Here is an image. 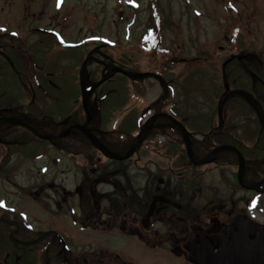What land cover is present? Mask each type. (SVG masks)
Here are the masks:
<instances>
[{
	"label": "flooded vegetation",
	"instance_id": "1",
	"mask_svg": "<svg viewBox=\"0 0 264 264\" xmlns=\"http://www.w3.org/2000/svg\"><path fill=\"white\" fill-rule=\"evenodd\" d=\"M14 2L8 9L0 5V85L10 88L9 100L3 99L0 104V264H195L196 259L206 260L223 251L228 254L242 249L240 245L264 243V219H260L258 213L264 210L261 200L264 184L257 190L245 191L254 196L244 201L242 198L232 201L233 196L220 191L229 207H217L210 206L208 195H205L208 185L197 187V181L186 179L190 185L186 188L180 182L178 150L172 141L176 146L178 143L173 138L168 140L164 132L170 130L179 135L174 129L159 127L161 119H152L164 110L174 119L178 114V101L172 96L173 84L163 78L178 65V58L172 52L160 66L163 73L156 74L152 69L133 73L135 70L128 65L131 77L121 75L129 82L127 91L141 84L137 80L142 79L136 78V74L148 73L152 80H158L157 77L164 80L160 94L165 85L171 95L163 98L159 94L149 100L139 96L126 98L125 115L134 108L142 113L139 127L131 133L120 136L117 128L104 130L100 127V118L97 120L95 114L99 105H104L107 93L98 97L97 91L112 82L114 76L110 72L120 74L106 64L97 73L98 79L89 83L85 67L92 51L84 54L83 45L72 50L78 55L72 62L78 65L75 72L77 95L71 99L70 115L63 116L66 114L59 110L58 114L38 117L32 107L40 98L56 104L68 99L65 72L59 68L57 75L53 74L50 63L51 51L66 50L58 42L62 24L55 25L63 22V18L56 20L57 17L51 16L44 6H40V10V7H32L33 0H17L15 6ZM11 15L18 25L9 30L3 23L10 20ZM229 60L246 61L248 66H255L264 73V47L258 53L231 55L223 66ZM83 65V83L79 85L78 74ZM253 77L259 89L264 90L261 79L264 75ZM55 78L64 95L50 96L48 88L54 89ZM102 79L101 85L90 91ZM223 82L225 95L231 92L233 99L237 96L248 102L245 89L232 90L226 76ZM147 86L150 85H144L146 91ZM81 90L89 117L83 113ZM15 98L16 103L13 102ZM136 103H143L142 108ZM224 113L226 120L227 114L231 118L234 115L233 112ZM261 118V127H252L253 122H247L234 131L222 123L220 142L208 147L229 149L218 154L213 164H221L223 170L228 165L235 167L233 184L236 187L240 188L237 169L241 161L244 164L243 183L256 184L264 180V118ZM144 124L143 138L133 154L118 159L130 150ZM126 125L129 127L131 121ZM67 126L81 129L67 134ZM159 134L164 137L158 138ZM192 138L191 134V143ZM163 146H169L171 151L175 148L176 153L168 155ZM50 152H58L61 157L51 159ZM66 153L87 157L89 170L85 178L71 171H54L65 160ZM196 157L201 156L196 154ZM52 165L54 169H50ZM151 167H164L166 171H152ZM209 173L208 169H202L196 180L209 183ZM180 189H185L183 193L191 194L193 199L186 197L181 201ZM242 203L245 206L242 207ZM260 204L263 205L261 209ZM86 231H91L94 251L85 254L79 251L69 261L60 259L59 254L65 257L67 242L80 244L87 240L84 239Z\"/></svg>",
	"mask_w": 264,
	"mask_h": 264
},
{
	"label": "rangeland",
	"instance_id": "2",
	"mask_svg": "<svg viewBox=\"0 0 264 264\" xmlns=\"http://www.w3.org/2000/svg\"><path fill=\"white\" fill-rule=\"evenodd\" d=\"M14 1L0 0V5L8 9ZM31 6L34 8L44 6L51 16L57 17L56 20L63 18V22L55 24H62L60 26L62 35L58 42L85 43L86 45L82 46L84 54L86 51H92L85 67L89 73L87 78L89 83L98 79L97 73L106 64L126 72H129L127 66L130 65L135 70L133 73L146 68L163 73L158 66L172 52L176 59L178 58L179 64L172 73L168 72L163 78L173 84L172 96L177 97L178 101L177 117L194 137L191 146L195 150V155H204L210 150L208 148L210 144L216 145L220 142L222 125H218V109L222 113L226 111L234 113L232 118L227 114L228 120L222 117V123L231 131L244 126L247 122H253L252 127L262 126L264 90L259 89L253 75H264V73L255 66H248L246 61L229 60L225 66L223 62L231 55L258 53L264 47V0H45L44 3L41 0H33ZM3 24H6V29L9 30L18 25L12 15L10 20ZM64 57L65 60L61 61ZM77 57L78 55L73 51L59 50L56 53L51 51V71L57 75L59 68L64 70L67 79L65 89L68 88L65 94L68 99L66 102L56 104L53 100L50 103L40 98L32 107L35 116H52L58 114L59 110L66 114L63 116L70 115L73 104L71 99L77 95L75 72L78 64L75 65L72 59ZM193 59L197 61L193 62ZM61 63L65 64V67ZM236 64H239V67H234ZM110 75L114 76L112 82L102 85L97 91L98 97L107 93V98L104 99V105H99L100 109L96 110L95 117L100 118L102 129L117 128L118 134L124 136L139 127V124L133 125L132 122L142 117V113L135 108L125 115L126 98L139 96L149 100L160 94L161 81L164 80L150 78L137 80L141 81V84L127 91L129 82H126L121 74L115 75L110 72ZM223 76H226L227 82L232 85V90L243 88L248 92V102L237 96L233 99L230 97L231 92L224 94L221 84ZM145 84L150 85L147 86V91ZM54 85H56L54 89L48 88L50 96L56 97L60 93L64 95L56 78ZM262 85L264 87V83ZM162 89L160 97L171 96L168 88L162 85ZM9 94L10 88L7 85L0 87V104L3 99L9 100ZM123 99H125L124 105ZM13 102L16 103L17 99H13ZM247 105L249 106L246 108ZM136 106L142 108L143 103H136ZM92 108L95 109V106ZM256 117H258L257 121ZM122 118L123 121L119 123ZM128 120L131 121L129 127L126 125ZM58 127L63 128L61 125ZM164 133L168 140L173 138L178 143L176 146L172 141L178 150L180 182L186 188L190 187L186 179L188 182L189 179L194 183L197 181L195 183L197 187L208 185L206 190L208 193L205 192V195H208L210 206L229 207L227 199L221 193L223 190L229 197L233 196L232 201L236 202L240 198L244 201L254 196L233 184L235 167L228 165L223 170L224 166L219 163L202 166L203 168L192 166L186 157L180 137L176 136L174 131L168 130ZM135 135L132 134V138ZM162 137H164L162 134L158 135V138ZM166 148L168 155L176 153L173 151L175 148L171 151L169 146H163V149ZM50 157L59 160L61 156L58 152L56 154L50 152ZM85 158L66 153L65 160L58 168L54 169L52 165L50 169L71 171L85 178L89 170ZM152 167L150 168L152 171L154 169L161 173L166 171L164 167ZM204 168L210 172L207 178L209 183L201 182V179L196 180L197 173ZM248 185L251 183L248 182ZM185 191L180 189V200L184 201L186 197L192 200L191 194L187 196L183 193ZM261 200L264 201V196ZM243 206L245 203H242ZM262 207L263 205L260 204L259 208ZM258 213L259 218L264 219V210H259ZM89 232L91 231L85 232L84 239L87 240H83L80 244L67 242L68 245L64 248L65 257L59 254L60 259L69 261L71 256L79 251L84 254L92 253L95 248L92 246ZM56 254L58 255V252Z\"/></svg>",
	"mask_w": 264,
	"mask_h": 264
},
{
	"label": "water",
	"instance_id": "3",
	"mask_svg": "<svg viewBox=\"0 0 264 264\" xmlns=\"http://www.w3.org/2000/svg\"><path fill=\"white\" fill-rule=\"evenodd\" d=\"M220 149H216L215 151H213L210 156H212L213 154H215L216 152H219ZM204 163V162H203ZM241 170H242V162H240V167H239V171H238V176H239V179H240V175H241ZM259 184L255 185L254 188L258 187ZM251 253V252H250ZM257 257L256 259L254 258ZM253 256V259H255V261H246L245 259H242V258H238V260L236 262H231L228 261V260H221L219 261V264H264V247L262 245H258L257 247H255V254ZM198 264H201V263H198Z\"/></svg>",
	"mask_w": 264,
	"mask_h": 264
}]
</instances>
